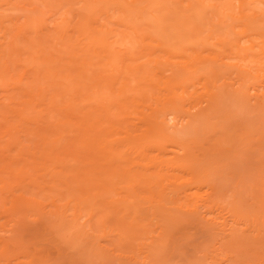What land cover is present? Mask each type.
<instances>
[{
  "label": "rangeland",
  "instance_id": "obj_1",
  "mask_svg": "<svg viewBox=\"0 0 264 264\" xmlns=\"http://www.w3.org/2000/svg\"><path fill=\"white\" fill-rule=\"evenodd\" d=\"M42 1L44 3L46 1L49 5L46 3V5H47L46 6ZM42 1L41 0H0V59H1L0 60L1 61L0 62V70H2V72L0 71V106L2 105L0 107V113H1L0 114V122L3 121L2 123H0V135L2 134L4 136V137H2V135L0 136V138L3 139V140L0 139V142L2 143V144L0 143V162H1L0 169L2 170V171L0 170V264H264V242L262 243V241L264 239L263 238L264 232L260 233L262 235V237L260 234H259L260 236L259 235L257 236L258 231H260L258 229H261V230H262V228L264 229V218H263L264 216L261 217V214H262V213H260L261 209L257 208L259 206L261 208L260 203L259 204L257 203L258 204V206H257V204L254 203L253 200L250 199V197L252 196L251 195L252 193H254V195H255L256 191L259 193L262 192V191H259L258 189H260L259 185H261V188L264 187V173H261V175L258 178H256V183H253L254 180L253 181L248 180L249 176H252L250 172H244V171L242 172L241 171V173L239 175H236V173H235L233 175V177L231 176L233 178V180H231V181H234L233 183L230 184L231 181L229 182V180H227V183L224 182V184L226 183L225 186H227V185H229V186H227L228 188L223 187L226 189V192H224L225 189L222 188L223 189L221 192L222 194H220V192L219 193L217 192L218 194H215V190H218V189L215 188L217 186L216 183H215L216 186L212 187V186H214L212 184V183H214V181L211 180L212 176H207V177L203 178V179L208 178L204 184L202 183L203 186H201V187L198 186L199 188L195 187L192 190L182 192L181 190L180 191L178 190L179 185L181 183H183V181L188 182L187 180L189 178V175L187 173H185L186 171L182 167H180L181 162L179 163L177 160L173 159L176 156L182 155V152L177 148L178 145L173 143V142H177V141H175L176 139L175 140H166V139L157 140L156 139L155 140L156 143L154 142V139H153L152 141H150L146 145V147L148 148L147 151H145L146 157L142 161L139 160V162H140L139 168L144 169L145 168L144 166H146V167L149 166L148 168H151L152 171L159 172L160 176H162V178H163V180H162V178L160 177L162 180V181L160 180L161 182L160 181L158 182L157 180L159 177H156L154 175L153 179L151 177L152 180L147 182V184H145L144 187L142 184L139 185L138 183H135L136 186L133 189L131 187H129V189H126L127 186H130L129 184H131V183H130V181H126L125 180L126 178H124V176H122L121 173H119L120 171L122 172L123 170L117 169V171L118 170L119 171L116 175L120 174V176L118 175L119 176L118 177L119 183L116 182V184H115L116 179H113L114 183H113V181L112 182L110 181L111 185H107V183L109 184V181H108L109 179H107L108 177H106V176L111 177L109 175V173H107V171H110V173L112 171L111 170L112 168L109 169L110 163L107 160V157L109 155V148H110L109 146L110 145H113L112 147H114V145H115L117 147V148L116 147L115 148L118 152H120L122 154L126 153V154L130 155L131 158H133L136 154L135 149L137 148V147H135V145H139V144H141V142H144L146 140V138H145L147 135L146 130L149 128V126L147 124V120L154 113H156V112L160 113V112H163L164 110H166L169 106L168 105L169 100H172L174 95L176 97L178 96L180 98L177 101L178 103L185 102L186 104H185L184 108L185 109L189 108L190 105H187L188 104L187 99L189 98V96H191V100H197L199 98L203 99L204 95H207V92L213 91L212 84H211L212 78L210 77V66L211 65L212 66L213 65L214 66L220 65L221 62L222 63L226 62L225 64H227V63L231 64V63H236V62L238 63L239 59H238V57L236 58V56L234 55V54H236L235 51L237 52V50H235L236 48L229 46L230 48L232 47L231 49H234L231 51V50H228L227 48L223 47L224 43H221L222 47H223V49H222V47L220 45V41H219L220 37L223 40L225 39L226 36H224V35H226V33L228 35V33L231 32V35L229 34L228 36H232V37L236 33V35L238 37L239 36L238 33H240L242 31V28L240 26H237L239 23L237 25L236 24L232 25V23H231L233 32L231 31V29H230L231 27L228 26V25H230L229 23H230L231 19L229 22L227 20L228 25L224 24L225 22H223V21L220 22V19L223 18L221 15H223V14L222 13H220L221 15L219 14V7H221L222 4L228 3V2H232L235 5H237L238 2L236 0H220V1H217L214 4L215 7L210 6L211 8H213L215 10H213L211 8H206V7H209V5H211V4H208L210 2L207 0H205V1L202 0L201 1L202 3L197 2L198 3L197 9L199 8L198 11L203 12V10H204L203 16H205V18L203 17V25L207 26V24H208L209 27L211 26L210 24L215 25L213 30H211L213 25L209 28V30H211V31H208V33L211 32L210 38H209L208 34H206L207 32L203 31V33H202L203 37H204V35L206 37L208 36L207 38L206 37H204V38L207 39V41L205 40L206 42H210V44L208 43L209 46H208V44H206L207 47L210 48V50L205 51V52L203 51L204 53L201 51L194 53V51H192V50H187L186 52L184 51V52H175L174 53V52H167V51L163 50L162 48L157 46V43L155 41H150L146 37H144V36H146V33L143 32L144 26L141 23H140V25H142V26H140L139 24H138L139 25L138 26L136 24L138 21L136 22V20H135L133 23L130 24L132 27H128L127 26L128 24L123 23L125 21V20H123V18H126V16L122 17V20H120V19L118 20V18L119 17L121 18V16L123 15L122 12H120V10L116 9L114 6H112L106 0L101 1V2H96L97 4H94L91 0V2L94 4V6H93V4L91 5L89 2H88L89 4L86 3V0H80V2H78L77 0H74L73 4L75 3L74 5H75L76 12L74 11V5L71 4L72 7H70V8H73V9H71V11H73L72 13L68 12L67 11L68 9L65 11L66 8H69L70 4L67 5L68 6L67 7V6H60L57 2H55L53 0H42ZM127 1L129 2L130 0H127ZM186 1L187 0H171V1L170 0H160L161 4H163V6H165L167 4L166 6H169L171 9H173L172 7H174V9H175V8H177V6H178V8L183 7L186 4ZM249 1H250L251 8L252 7L255 8L254 10L261 9L260 7L263 8V4L259 3V1L248 0V2ZM251 1H256L255 2L256 4L251 3ZM11 3H13V4H11ZM172 3H174V4L171 5ZM4 4H6V5H4ZM87 4L90 5V7ZM105 4H106V6H105ZM9 5H10V7H9ZM11 5H13L14 7ZM53 5L56 7H53ZM57 5H59V6H57ZM95 5L98 6V9H96V10L94 9V7H96ZM100 5H102L101 8H100ZM136 5H137L136 9L143 6V4L141 3L140 0L137 1L134 6H136ZM8 7H9V9H8ZM28 7H30V8H28ZM48 7L51 9H49ZM52 7L54 9H52ZM57 7H58V9H56ZM89 8L91 10L93 9L94 12L96 11V14H91L93 16H89L90 15L89 13H92L89 11L88 16L91 17L90 19L84 13V12L87 13V9L89 10ZM25 9H27V10H25ZM37 9H38V11H36ZM81 10H82L83 14H85L88 17L87 18L88 20L86 19L85 15L81 16L82 15ZM97 10H99V11H97ZM216 10H218V11L215 12ZM220 10L222 12V7L220 8ZM102 11L104 13H101ZM26 12H28V13H26ZM30 12H31V14H30ZM78 12H80L78 15H80L82 18L85 17L86 21L90 20V22H91L93 20V21H96L98 23V25H97V23H95V26H99L98 28L96 27L97 28L96 35L94 33L96 28H94L95 30L92 29V30H94L93 31L94 35H92V33H89L88 30H87V32L89 33V35H92V36H96V37L105 36L106 37L104 50H106L107 53H109V51H110L111 55L109 56L110 60H108V61L112 60L111 65L113 64V66H110V64L108 65V61L103 62V61H99L98 59L92 58V61L93 60L95 61L93 63L92 61H90L91 56H89V53H87L88 56H86V57L84 56L86 54L85 51H87V50L84 49V52H83L82 49L79 48L80 47L79 43L81 42L80 45L84 44V42L86 43V40L83 42V36L87 32L81 31L82 27L84 25L80 26L82 22L80 20L81 23L79 24V22H78L79 20H77V19H79V16L76 15ZM130 12L128 11L127 13L129 15H133V13L131 14ZM202 12H201V14H202ZM248 12L249 11H246L247 14H248ZM64 13H66V14H64ZM175 13L176 12H173V14H175ZM71 14H74L77 17L74 15H71ZM215 14H217V15H215ZM37 15H38V18H37ZM65 15L67 17L69 15L74 16V17L69 16L70 18H67ZM101 15H103V16H101ZM129 15H127V16H129ZM94 16H96V17H94ZM174 16L175 15H170V17H174ZM92 17H94V18H92ZM225 17L229 18V16H224V18ZM13 18H14V20H13ZM61 18L66 19V20H63V23H65V24L67 23V25L60 23ZM82 18H80V19H82ZM127 18H129V17H127ZM127 18H126V20H127ZM71 19H72V21H71ZM204 19H205L206 24H204ZM67 20H69L70 23ZM225 20H226V18H225ZM23 21H25V22L28 21L29 24H38V25H40V21H43V23L41 22V24H44L45 26H43V25H41V26H43L44 28H46L49 25L46 29V30H48V32L46 30H44L45 32H47L46 36L49 37V39L47 38V41L45 40L46 36L44 35V31H43V35L42 34L39 35L40 40L37 39L36 43L33 44L34 46H37L36 44L42 46V47L38 46L39 49L42 48L41 53L44 50L43 51L44 53L39 54L37 56V58H35V60L32 59L34 61H32L31 59L29 60L27 58L25 61H21L23 57L25 59V55L28 56L27 52H25V50H24L25 53L24 54L21 53L22 56L19 58L20 52H22V51L19 52V50L17 51V49H14V47H13L14 45L11 42V41H13V39H12L13 36H15L14 34L17 35L20 26H22L21 24L24 23ZM61 21H62V19H61ZM65 21H67V22H65ZM120 21H122V22H120ZM217 21H218V23H217ZM233 21L237 22L236 19H234ZM71 22L72 23L77 22L79 24V28L77 27V23L72 24ZM90 22H87L89 24L88 25L89 27H90V24L92 23V22L91 23ZM27 23H26V25H27ZM219 23H222V24H219ZM62 24H63V26H67L70 29L71 34H69L70 32L68 31V34H67L68 38L66 37L64 39H61L60 37H57V36H60V31L58 32V29L59 30L65 29L62 26ZM93 25H94V23H93ZM234 25L237 27L233 28V27H235ZM136 26L138 28V30H137L138 33H135L136 31H134ZM15 27H18L17 28L18 30H16ZM67 27H66V29H67ZM92 27H94V26L91 25V28ZM207 27L204 28L205 31L207 30ZM53 28H54V30H53ZM77 28H78V30H77ZM91 28L89 29L90 32H91ZM139 28H140V30H139ZM11 29H12V31H11ZM55 29L57 30V33H56ZM79 29H80V31H79ZM98 29L100 30V32H98L99 31ZM101 29H103V30H101ZM216 29H218V30L215 31ZM75 30H76V32H75ZM139 31L145 33V34H143L144 36L143 35L139 36V34H140ZM7 32H9V33H7ZM224 32H225V34H224ZM10 33H11V35H9ZM78 35H79V37H78ZM87 35L88 34H86L85 37ZM236 35H235V37H236ZM250 35L251 34H249V36ZM43 36H45V37H43ZM80 36L82 37V39H80ZM42 37L45 40V44H44ZM88 37H86V38H87L89 44L88 43H86V44H88V46H90V44H91L90 37L91 36H88ZM58 38H59V40L61 39V42L63 40V44L66 43V41H64L65 39H68V42L71 41L74 44H76V42L78 40L79 43L78 42L77 43H78L79 47L76 46L77 44L74 45L75 47H73L72 46L73 43L70 42L71 44L69 43V45H71V47H73V49H70L68 46L66 47L65 45H62V43L60 44V42H58V40H57ZM112 38H115V39H112ZM227 38H229V37H227ZM252 38H250V40L245 38V41L243 40L244 42L242 41L240 45L242 46V43H244L243 45L247 46V45L253 44V42L255 44H261L260 43L261 38L258 37L257 35L252 37ZM4 39H5V41L8 39L7 43L4 41ZM233 39H235V38H233ZM223 40L221 42H223ZM226 40H228V39H226ZM230 41H232V43L234 42L232 39ZM38 42H40V43H38ZM46 42H49V45L52 44L50 46L51 48L47 46L48 43H46ZM3 43L6 45H4ZM67 43H66V45H67ZM9 44H12L13 46L11 47V45H9ZM21 44H19V45H21ZM23 44L25 47L33 46L32 44L30 46H26L27 44L25 45V43H23ZM54 44H56L57 46L56 45L54 46ZM58 44H59V46H58ZM22 45L20 47H22ZM7 46H10L11 48L10 47L8 48ZM17 46L18 45H16V47ZM259 46H261V45L255 46L254 48H252L250 50V54H252V52H253L254 56L249 57L247 60L248 64L252 67V73H255V69H257V68L264 69L263 68L264 67V52L262 51V49H260ZM46 47H48L50 49H48ZM82 47L84 48L85 45ZM45 48H46V50H45ZM85 48H87V46ZM91 48H93V47L91 46ZM4 50H6V53L8 52V54H6ZM9 50L13 53L9 54L10 53ZM26 50H27V48H26ZM67 50L70 51L69 56H71V58L67 57L68 56ZM72 50H73V52H71ZM243 51H246V50L243 49ZM45 52L47 54H45ZM74 52L76 54H71ZM87 52H89V50ZM90 52H92V51H90ZM233 52H234V54H231ZM247 52L249 53V50ZM14 53H16V55L18 53L19 55L16 56ZM240 53L243 55L245 52H243V53L240 52ZM65 54L67 55L66 58H69L70 60L74 59L72 57L76 58L77 56H75V55H78V58H80L79 61H81V59H83V61L85 60L87 63H88V61L92 62V64L90 63L89 65H87L89 67V69L87 70V73L88 72L90 73V74L88 73L89 75L88 74L87 75L89 76L88 78H90V79L89 80H87V79L85 80L84 78H81V79L85 80V81H83V83L85 82L87 86H90V88H94V89H85L86 91H84V90L81 91L82 89L80 86H77L79 90L75 89L70 83H72L71 81H73V82L75 81L77 84H80V80H79L80 76H79V73L76 71V70H78L76 67L78 65H80V63H79V61H78V65H77V63L75 65L72 64L71 62H70L71 65H69V63H66V64H68V66H70V68H68V70L66 68H64L65 66H60V67H63L64 70L66 69L64 72L62 70L63 73L67 74L66 72H68V74H67L68 78L67 79H66L65 74H64V77L66 79L65 83L66 84L68 83L69 87L72 86L73 89H75V91H77L75 93V91L72 90L73 94H76L77 97L74 96L73 94H72L73 97H71L72 99L69 98L70 95L67 97L66 95L68 93L69 94L72 93V92L70 93V91L69 92L66 91L67 93L65 95L61 92L62 90L61 91L59 90V92H61V93H59L57 91V89L55 88L56 87L55 84H57V86L59 85L57 82L59 79L58 80L56 79V83L54 84L53 82H51L54 79L49 80L50 78H54V76L50 77L49 79L47 78V81L49 82L50 87H51V83H53L54 88L57 91V92H54V90H53L52 95L58 93L56 95L58 98H59L60 94L62 96H64L61 99L59 98L61 101H59L57 99V97H56L57 100L54 98V96L50 97V98H53L52 100L55 99L58 102L57 103L58 106H55L54 104H52L55 101L53 102L50 99L52 102L51 103L49 102V96L51 95V93H50L51 88L48 87V84H47L48 82H45L46 78L45 79H43V78H44V75L48 72L46 69H48L47 67H49L48 66L49 63H50L49 64L50 66L51 65L53 66V67H49V70H50V68H53L56 70L57 68H60V67H58L56 65L54 66L53 64H51L52 62H54L55 64L58 63L59 60H60L59 62L61 64H64L66 62V60L64 59L65 57L63 58V56H65ZM43 55H45V56H43ZM58 55L62 56V58L64 60L58 58L59 60L57 59L58 61L56 60V62H55L54 61L55 59H53V58H56L55 56H58ZM3 56H5L6 58ZM80 56H83L85 58L80 57ZM2 57H3V59H2ZM87 57H90L89 58L90 60H88ZM206 57L210 58L209 60L212 59V61H207L208 58L206 59ZM8 58L10 61L7 60ZM19 59H21V60H19ZM38 59H40V60L38 61ZM43 59H47V60L49 59L48 62L46 63L47 65L43 64L44 63ZM51 59H53V61ZM41 60H43L42 61L43 63L41 62ZM61 60H63L62 62H64V63H62ZM7 61H9V62L7 63ZM20 62L21 63L23 62V63L21 64ZM219 62H220V64H219ZM60 63H58L57 65H59ZM23 64H26V65L24 66ZM38 64H40V65H38ZM94 64L96 65L95 67H94ZM175 66L176 67L182 66V68H187V69H185V70H187V72L191 69L194 70L195 72L192 73V70H191V72L189 71V73L186 74L185 78L187 81L186 80H184V81L180 80V81L176 82L174 85H172L170 87L171 89H167L168 87H166V89H165L164 85H166L165 83L167 80L165 78L167 75H170V73H171V72H169L170 67H175ZM223 66H226V69H224L225 67L222 68L225 71L221 69L222 71H224V74L229 69L231 70V68H227V65H223ZM93 67L95 68V70ZM97 67H99V68H97ZM74 68H76V69H74ZM90 68H92L91 70H93L94 72L91 73L89 71ZM99 69H100V72H99ZM59 70L61 71V69H59ZM102 70H104V71L102 72ZM230 70L228 72H230ZM5 71H7V72H5ZM60 71L57 70V73L58 72L60 73ZM170 71H171V69H170ZM34 72L36 75H34ZM40 72L42 73L43 77H42ZM95 72H96V74H95ZM5 74H7V75H5ZM60 74H62V73H60ZM192 74H194V76H192ZM95 75H97L98 77H95ZM37 76H38V79L40 77L39 80L41 83L39 82V80H37ZM199 76H201L200 79H199ZM203 76H205V77H203ZM224 76L225 75H222L221 78L223 77V79L220 78L221 80L219 82H217L218 84L216 83L217 86L220 83H223V81H225V79L227 77L224 78ZM35 77H36V79H35ZM56 77L60 78V76H56ZM263 77H261V78L259 77V78H255V79L253 77V79H249L247 81V83H245V85L248 88L253 87L255 85H258L259 87L255 86L257 88L256 92H261V91L263 92L264 91L263 90L264 89V87H263L264 86V78ZM32 78H34L33 80H35L37 83H39L41 85L44 83L43 87L41 85L37 84L35 81H32ZM205 78L207 79V81ZM8 79L12 80L11 81L12 83L10 82V80L8 81ZM42 79L44 82H42ZM59 82L63 83L64 81L63 82L59 81ZM75 82H74V84L73 83L72 84L75 85ZM226 82H229V80L227 81V79H226L225 83ZM81 83H82V81H81ZM6 84L8 85L7 87H6ZM13 84L16 87H14ZM21 84H22V86H20ZM26 84H27V86H25ZM124 84H126V85H124ZM208 84H209V86H207ZM23 85H24V87H23ZM83 85H82V87H83ZM86 85H84V87ZM143 85L144 86L146 85V87H144ZM12 86L15 88V90H14V88H12ZM31 86H33V87L31 88ZM87 86H86V88H87ZM122 86H124V87H122ZM60 87L62 89V86H60ZM66 87H68V85ZM18 88H20L19 91H18ZM35 88L37 91L35 90ZM42 88H43V90H42ZM49 88H50V90L48 91ZM54 88H52V89H54ZM258 88H261L260 91L258 90ZM69 90H71V89H69ZM11 91H13V93H11ZM27 91H29V92H27ZM79 91H81V93ZM109 91L111 94H109ZM5 92L8 94H6ZM14 92H16L20 96L17 97L18 95H15ZM47 92H49L48 94H50V95H48ZM85 92L88 94H84ZM254 92L255 91H251V94H253ZM35 94L39 97H37ZM5 95L8 98H6ZM21 95H23V96H21ZM12 96L13 97L15 96L14 97L15 99H13ZM41 97H44L45 99L44 98L41 99ZM65 97H67V98H65ZM78 97L80 100H84V101L79 102ZM85 97H87L91 101H89ZM176 97L174 99H176ZM19 98H21L22 100H20ZM67 99H69V100L71 99L70 102L73 101L72 103L69 102L70 105H72V107H70V105L67 102L65 103V101H67ZM85 99H87L88 101H85ZM235 99L236 98H234V96H232L229 93L227 94L226 91H223L222 96L216 102L213 110L203 120H201L200 127L198 128V131L196 132V137L198 139H202V138H200V136H207V137L213 136L214 137V135H217V134H221V135L223 134V136H225L224 138L231 139V137L229 135L232 133L233 128L230 125L233 123V121L237 122V121L241 120L242 118L243 119L245 118V119L250 121V123L252 124L251 127L253 129L255 127L254 132L256 131V133L259 136L264 134V112L253 111L250 109V111H252V113H253V115H251V118H250L249 116H250L251 112L249 111V108L247 109V107H244ZM8 100H11V101H8ZM47 100H48V103H47ZM1 101H2V103H1ZM115 101L118 102V104H119L118 107H117V105H114L116 103ZM4 102H6V103H4ZM84 102H86V105L84 104ZM21 103H22V105H21ZM23 103H25V104H23ZM73 103H76V104H73ZM112 103H114V104H112ZM123 103H124V105H123ZM48 104L54 105L55 107L53 106L52 108L58 109L59 115L55 114V116H53L56 111L53 109V111H55V112L54 113L51 112V110H49V108L51 109V106L45 108L46 106H49ZM10 105H12V106H10ZM15 107H18V108H15ZM76 108H77V110H76ZM18 109L19 110L21 109V110L19 111ZM85 109H86V111H84ZM4 110H9V111L4 112ZM14 110H16V111L14 112ZM73 110L76 111V112L74 111L75 114L73 113ZM90 111L92 114L90 113ZM69 112H71V113H69ZM77 112L79 115L76 114ZM84 112L86 113L85 116L88 117L86 119L87 122L84 121V118H83ZM14 113H17V114L15 115ZM247 113L249 114V116L246 118ZM107 114H109V115H107ZM35 115L36 116L38 115V117H35ZM48 115H49V117H48ZM72 115L74 116V118ZM76 115L81 116L83 119L81 117L77 118ZM107 116H109V117H107ZM33 117H35V118H33ZM37 118H38V120H37ZM48 118H50V119H48ZM54 118H56V119H54ZM92 118L94 120H91ZM51 119H53L54 122H52ZM49 120L52 123L49 122ZM56 120H57V122H56ZM25 121H27V122H25ZM59 121H61V124L66 122V123L72 124L73 126L72 125L70 126L69 124L68 125L64 124L65 126H63L60 124L59 125L61 127L60 128L58 126V123H60ZM62 121H64V122H62ZM78 121H80V122H78ZM24 122H25V124H24ZM38 122H40V123H38ZM89 122H91V123H89ZM3 123L5 125H3ZM80 123H82L83 126L85 123L87 129L85 128V126L82 127L80 125ZM54 124H55V126H53ZM87 124H90V125H87ZM92 124H94L93 127L97 130H94L92 128ZM253 124L255 126H253ZM31 125H33V126L31 127ZM34 125H38V126L35 127ZM40 125H42V126L39 128ZM37 127H38L37 132L39 131V129H41V128L43 129V127H44V130H40V132H39L40 134H39L36 131H34L37 129ZM53 127H54V129L51 130V128H53ZM57 127H58V129H57ZM64 127L65 128L67 127L68 129L66 128L65 129L66 132H63V134L61 132V134H60V131H61L60 129H63ZM70 127H72L71 128L72 131H71ZM89 127H91V128L89 129ZM4 128H5V130H2ZM14 129L16 130V132H14ZM73 129L78 130L79 133L82 134L81 136L83 138L80 137V135H79V137H80L79 138L77 133L75 134L73 132ZM133 129H135V130L133 131ZM224 129L226 132L224 131ZM6 130H8L10 134ZM29 130H31V131H29ZM69 130L71 131L72 134H70ZM89 130H91L93 133L94 132L98 133L100 131L99 138H97L98 134H96L95 136H97V137L95 139L92 132H87ZM1 131L4 132V134ZM126 131H127V133H126ZM169 131L172 133L171 130H169ZM34 132H35V134H33ZM36 133L38 136H36ZM73 133L75 134V138L73 140H71L70 138L71 137L73 138V136H74ZM85 133H86V136H84ZM90 133H91V135H90ZM256 133H255V135H257ZM29 134H30V136H29ZM31 134H33V135H31ZM51 134H55L56 138L54 137V135L51 136ZM167 134L170 135L169 132ZM172 134H174V133H172ZM177 134H179V133H177ZM182 134L177 135V136H179L178 138H180V135L182 138ZM186 134L188 135V133H186ZM191 134H192V132H191ZM10 135H13V136H10ZM57 135H59L61 137L64 136V138L66 140L61 139V137H58ZM189 135L187 137L188 138L187 140L191 141V140L195 139V137H193L194 135L191 136L192 139L191 138L189 139ZM22 136H24V138ZM26 136H28V137L26 138ZM65 136H67V137H65ZM30 137H31V139H30L31 141H29ZM37 137H39V140L41 142L38 143V141H35V139L37 140ZM53 137L55 138L54 140H53ZM92 137L94 139H92ZM184 137H185V135L183 136V138ZM10 138H11V140L14 138H16V139H14V142H12L11 140H9ZM17 138L19 141L17 140ZM206 138H205V140H206ZM26 139H28V140H26ZM75 139H77L76 141L79 140V142H75L74 141ZM98 139H100V140L98 141ZM102 139H103V141L101 142ZM207 139H209V138H207ZM32 140H34V142H37L39 144V146L36 145V143H34ZM59 140H60V142H59ZM67 140H70L71 142L70 141L68 142ZM82 140H85L86 143L88 142L87 147H86L87 149H88V145H89V147H92V148H89L90 149L89 151L86 149L88 151V152H86L88 154L86 156L88 158V161L86 160V162H85L86 157H84L85 152L82 155V151L85 150V148L83 146L84 144H80L82 142ZM181 140H183V139H181ZM180 141H178V142L181 143L182 141L181 142ZM220 141H222V147H227L228 145H230V143H228L225 139H221ZM21 142H23V143H21ZM41 143H42V145H41ZM72 143H73V145H72ZM75 143L80 144L79 146H81L82 149L83 148L84 149L82 151L79 150V148H81V147L78 148V145L76 144L77 146H75ZM8 144H10V145H8ZM55 144H57V145H55ZM66 144L70 145V146H67ZM158 144H161L164 146L163 152H160L157 150ZM1 145L3 147H1ZM24 145H26L27 147ZM33 145L35 147H33ZM22 146H24V147L22 148ZM55 146H57V147L55 148ZM58 146H59V148H58ZM63 146H67L68 149L63 147ZM107 146H108V148H107ZM2 148H3V150H2ZM7 148H9V149H7ZM52 148L53 149L55 148V150H53ZM63 148H65L66 150H64ZM49 149H50V151H49ZM76 149H77V151H76ZM19 150H21V151H19ZM25 150H27V151L30 150V151L27 152ZM32 150L34 153L32 152ZM66 151H67V153L65 154ZM240 151H241V148L239 149L237 146L232 147L231 152L228 153V154H230V156H229L230 159L232 157L233 158H237V157L239 158L242 155V152H240ZM6 152H8V153H6ZM80 152H81V154H80ZM67 154H68V156H67ZM89 154H91V155H89ZM44 156L46 158L45 160H44ZM81 156H83L84 159ZM24 158H25V160H24ZM75 158H77V160H80V161H76ZM230 159H227L226 161H223L222 163L223 164L227 163V162H229ZM48 162H50V163H48ZM71 162L73 164H74V162L77 164L73 165ZM63 163H64V167L62 165ZM80 163H82V164H80ZM39 164H40V167L38 166ZM88 164H89V169L91 170L90 171L91 176L93 177V179L96 178L95 180L98 179V183L95 182L94 185H92V186H90L91 184L88 185L87 187L90 186L89 188L86 187V185H85L86 183H85L84 184L85 187H81V188H84V190H83L84 192H83V191H80L82 189L79 190L80 187L78 188L79 185L77 186L76 178L73 179L74 181H70V183H69V181L65 180L64 178L67 177L66 179L70 180L73 175L76 176L78 173L77 179L80 178V183H81L82 177H80V176H82V175H80V173H83L82 170L84 169L85 166L87 167ZM72 165L74 168L70 167ZM65 166H67L68 169H66L67 167H65ZM86 167H85V170L88 169V167L87 168ZM39 168H41V169H39ZM51 168L53 170L52 173H54L56 170L60 171V172L63 169H66V170L62 171L63 173H60V172L57 173L56 172L57 173L56 177H55L56 173H54V178H55V180H54L53 174L51 173V171H52ZM69 168H71V169H69ZM44 169H45V171H44ZM39 170L42 172H40ZM117 171L114 170V172H117ZM48 172H50V173H48ZM71 172H72V174L73 173L74 174L72 175ZM17 173H19V174H17ZM23 173H24V177H23ZM106 173H107V175H106ZM133 173H135V169L133 170ZM67 174L68 175L70 174V176H67ZM18 175H20V177H18ZM49 175H50V177H49ZM225 175L227 176L226 173H225ZM15 176L18 178H14ZM68 177H70V179ZM223 177H224V175H223ZM36 178L39 181L38 180L33 181ZM60 178H63L62 184L66 183L68 186H65V184H64L65 187L64 188L61 187L62 184H58L60 180H61L60 183L62 182V179H60ZM120 178H122L123 180L119 181ZM226 178H225V181H226ZM1 179L4 181H2ZM56 179H58V182H55V181H57ZM104 179H105V181H104ZM223 179H222V182L224 181ZM20 180H22V182L24 180V182H23L24 184H22L20 182ZM31 180L33 181V184H32ZM50 180H51V182H49ZM52 180H54V182ZM14 181H15V183H14ZM25 181H26V183H25ZM28 181L31 182V184L29 183L30 185L28 184ZM78 181H79V179H78ZM208 181H211V183L210 182L209 183L212 185H210L208 183ZM243 181L246 182V184L249 186L246 189L252 190V192H247V190L245 189L247 193H249V194L251 193L250 194L251 196L249 198L246 197L248 195L247 193H246L247 195L245 196V193L242 189L245 186V185H242ZM11 183H13V184H11ZM38 183H40V184H38ZM51 183L53 184V186ZM54 183L57 186H55ZM80 183H78V184H80ZM101 183H103V185ZM240 183H241V185H240ZM2 184H3V186H2ZM219 184H220V182H219ZM256 184H259L258 189L255 187ZM5 185H7V188ZM21 185H23V186L21 187ZM24 185H25V187H24ZM33 185H35V186H33ZM106 185L109 187V188L107 187L108 191L107 190L104 191L105 190L104 188L106 187ZM112 185L114 186V188ZM232 185H234V186H232ZM220 186H221V184H220ZM54 187H56V188L58 187V188L56 189ZM66 187H67V191H66ZM232 187L234 190L233 194H236L235 195L236 199L232 194ZM5 189H7V190H5ZM16 189H18L17 192L19 194L16 192ZM89 189L91 191L93 189L92 193ZM113 189H115L116 191ZM213 189H215V190H213ZM251 190H249V191H251ZM260 190H263V188ZM12 191H13V193H12ZM219 191H221V188ZM14 192H16V193H14ZM80 192H82V193H80ZM86 193L89 195L86 196ZM14 194H17V195H14ZM22 194L24 195V197ZM91 194L93 197L91 196ZM83 195H85L84 198H82ZM6 196L9 198H7ZM94 196H96L97 198ZM15 198L18 201L17 200L15 201ZM94 198H96L97 200H95ZM77 199L80 201H83L84 199H87V200L91 199V200H88L89 202L88 201L86 202V200H84L86 202L83 204L84 209L82 207L83 210L88 212L87 217L90 216V217H88L89 220L87 217H86L87 220H86V218L79 219L78 216L80 213H78V215H76L78 218L75 217V219H74L73 216L75 214L74 215L72 214L74 212V210L70 209V208H72V205L74 203L73 201L77 200ZM246 200H249L250 202H253V203L251 204L249 201H246ZM263 201L264 200H262V202L260 201L261 204L263 203ZM68 202H71V203H69V205L67 207L64 206ZM94 203L96 205L98 203L99 206L98 205H97L98 207L94 206L95 205ZM88 205H89V207H88ZM91 205H93V207H94L93 210L89 209ZM254 205L256 206V208H254L255 207ZM194 206H197V207L200 206L199 207L200 211H205V210L210 211L212 214H210V216L208 215V217H218V220H217L218 222L223 221V219L226 218V220L232 224L233 228L238 229L239 231L244 230L243 232L245 234L242 233L243 236H242V234H240V236H242V237H240V236H237V237L224 236L223 237V235H218L217 231L216 232L212 231L210 233L209 232H202L200 226L197 225V223L198 222L204 223L203 219H200V217H198V220L196 221V223L194 225V224H191L187 218H186L187 220L185 218H183L184 212L186 211V214H187L190 211V209L193 208ZM249 207L253 208L251 210V212H250ZM179 208H182L181 209L182 211H180V213L178 212ZM63 209H65L66 211L64 212ZM254 209H256V210H254ZM257 210L260 213V215L256 213ZM53 211H54V213H52ZM56 211H59V212L55 213ZM228 211H230V212H228ZM243 212H244V214H243ZM50 213H52L53 215ZM247 213H249V214H247ZM254 214H255V217L257 218V221H256V218L253 217ZM181 215H182V218H181ZM230 215H234L236 217H230ZM178 216L181 219H178ZM176 217H177V219L175 220L174 218H176ZM71 218H72V220H71ZM234 220L237 223H233L232 221H234ZM246 221H249V222H246ZM85 222H87L86 225H85ZM83 225H85V226H83ZM196 227H198V228H196ZM257 237H258V239L262 238V239H259V240H262V241H260L261 243L259 242V240H257Z\"/></svg>",
  "mask_w": 264,
  "mask_h": 264
},
{
  "label": "bare ground",
  "instance_id": "obj_2",
  "mask_svg": "<svg viewBox=\"0 0 264 264\" xmlns=\"http://www.w3.org/2000/svg\"><path fill=\"white\" fill-rule=\"evenodd\" d=\"M42 1V0H41ZM53 1H55V2H57L60 6H67V5H69L70 4V6H69V8H66L65 9V11L67 10L68 12H73V11H71V9H73V8H70V7H72V5L71 4H73V2H74V0H53ZM78 2H80V0H77ZM95 1V2H94ZM101 1H104V0H92V2L94 3V4H97L96 2H101ZM108 3H110L112 6H114L116 9H118V10H120V12H122V14L124 15H122L121 16V18L119 17L118 18V20L120 19V20H122V17H125L126 16V18L127 17H129V18H127V20H126V18H123V20H125L123 23H125V24H128L127 26L128 27H132L130 24L131 23H133L135 20H136V24L138 25H140V23L144 26V31L143 32H145L146 33V36H144L143 34H145V33H143V32H140V34H139V36L140 35H143L144 37H146L148 40H150V41H155L156 43H157V46H159L160 48H162L163 50H165V51H167V52H186L187 50H192V51H194V53L195 52H199V51H201V52H205V51H208V50H210V48H208L207 47V45L206 44H210V42H206L207 41V39H205L204 37H206L204 34V37L202 36V33H203V31L204 32H207L206 34H208V36H209V38L211 37L210 36V34H211V32H209L208 33V31H211V30H213V28L215 27V25H213V24H210L211 26H212V28H211V30H209V28L211 27H209L208 26V24H207V26H205V25H203V17L205 18V16H203V12H204V10H203V12L202 11H198V9H197V2H200V3H202L201 1L202 0H187L186 1V4L183 6V7H181V8H178V6H177V8H175L174 9V7H172L173 9H171L169 6H163V4H161V2H160V0H140L141 1V3L143 4V6L142 7H139L138 9H136L137 8V5L136 6H134L135 4H136V2L137 1H139V0H130L129 2L127 1V0H106ZM171 1V0H170ZM203 1H205V0H203ZM207 1H209L210 3H208V4H211V5H209V7H206V8H211V7H215V3L217 2V1H220V0H207ZM237 2H238V4L237 5H235L234 3H232V2H228V3H224V4H220L221 5V7H222V12H221V10H220V8L221 7H219V14L220 13H222L223 15H221L223 18H221L220 19V22H225L224 24H227L228 25V23H227V20H228V22L230 21V19H231V21H230V25H228V26H230L231 28V31H232V25L233 24H238L237 26H240L241 28H242V31L240 32V33H238V37H237V35H236V33H235V35H236V37H235V35L232 37V36H228L229 34L231 35V32L230 33H228V35H227V33H226V35H224V36H226L225 37V39L223 40L221 37L219 38V41H220V45H221V47H222V44L221 43H224L223 44V47H225V48H227L228 50H234V49H231L232 47H235L236 49L235 50H237V52L235 51V53L236 54H234V52L233 53H231V54H234L235 56H236V58L238 57V63L236 62V63H231V64H229V63H227V64H225L226 62H221V64H220V62H219V64L220 65H211L210 66V77L212 78V82H211V84H212V89H213V91H209V92H207V95H204V98L202 99V98H199V99H197V100H191V96H189V98L187 99V105H190V107L189 108H187V109H185L184 107H185V102H180V103H178L177 101L180 99L178 96L176 97L175 95L173 96V99L176 97V99H172V100H169V102H168V108L166 109V110H164L163 112H160V113H158V112H156V113H154L148 120H147V124H148V126H149V128L146 130V133H147V135H146V140L144 141V142H141V144H139V145H135V147H137L136 149H135V152H136V154H135V156L133 157V158H131L130 157V155H128V154H126V153H120V152H118L117 150H116V146L114 145V147H112L113 145H108L110 148H109V155H108V157H107V160H108V162L110 163L109 164V169L110 168H112L111 170V173H110V171H107V173H109V175L111 176V177H109V176H106V177H108L107 179H109L108 181H109V184L107 183V185H111L110 184V181L112 182L113 181V183H114V180L113 179H116L115 180V184H116V182L117 183H119L118 182V177L120 176V174H118V175H116L117 173H118V171L119 170H123L122 172L120 171L119 173H121V175L122 176H124V178H126L125 180L126 181H130V183L131 184H129L130 186H127V188L126 189H129V187H131L132 189L136 186V184L135 183H138L139 185L140 184H142L143 185V187L145 186V184H147V182H149V181H151L152 179H153V177H154V175L156 176V177H159L158 178V182L161 180V178H162V176H160V173L159 172H155V171H152L151 170V168H148V167H146V166H144L145 168L144 169H141V168H139V166H140V162H139V160L140 161H142V160H144L145 159V155H146V153H145V151H147V147H146V145L150 142V141H152L153 139H154V142H155V140L157 139V140H161V139H166V140H175V141H177V142H173V143H175L176 145H178L177 146V148L182 152V155L181 156H176V157H174L173 159L174 160H177L179 163L181 162V166L180 167H182L186 172L185 173H187L188 175H189V178H188V182H184L183 181V183H181L180 185H179V191L181 190L182 192H186V191H188V190H192V189H194L195 187H197V188H199V187H201V186H203V184L205 183V181L208 179V178H206V179H203L204 177H207V176H212L211 177V180H213L214 181V183H212L214 186H212V187H215L216 186V184H217V186L215 187L216 189H218V190H215V189H213V190H215V194H218L219 192H220V194H222L221 192H222V190L223 189H225V188H228L227 186H229V185H227V186H225V184L227 183V180H229V182L231 181V180H233V175L236 173V175H239L240 173H241V171L243 172H250L251 173V175L252 176H249V178H248V180L250 181H253L254 180V182L253 183H256V178H258L260 175H261V173H264V134L263 135H261V136H259L257 133H256V131L254 132V130H255V127H254V129L251 127L252 126V124L250 123V121L249 120H247V119H241V120H239V121H237V122H234L233 121V123L230 125L232 128H233V131H232V133L229 135L230 137H231V139H226V138H224L225 136H223V134L221 135V134H217V135H214V137L213 136H211V137H207V136H200V138H202V139H198L197 137H196V132L198 131V128L200 127V122H201V120H203L212 110H213V108L215 107V104H216V102L219 100V98L222 96V94H223V91H226V93L228 94H231L232 96H234V98H236L235 100H237L241 105H243L244 107H247V109L249 108V111H250V109L251 110H253V111H261V112H264V91L262 92H256V90H257V88L255 87V86H258V85H255V86H253V87H250V88H248L246 85H245V83H247V81L249 80V79H253V77H254V79L255 78H261V77H263L264 76V69H261V68H257V69H255V73H252V67L248 64V62H247V60H248V58L249 57H251V56H254L253 54V52H252V54H250V50L252 49V48H254L255 46H258V45H261V46H259L260 47V49H262V51L264 52V0H257V1H259V3H262L263 4V8L262 7H260L261 9H256V10H254L255 8H251V6H250V1L248 2V0H236ZM43 2V1H42ZM76 2V1H75ZM77 2V3H78ZM90 3L91 5L93 4L92 2H91V0H86V3ZM167 2V1H166ZM212 2V3H211ZM256 1H251V3H255ZM34 3V2H33ZM36 3V2H35ZM44 3V2H43ZM46 1H45V5H46ZM88 3V4H89ZM199 3V4H200ZM206 3V2H205ZM11 4H13V3H11ZM15 4V3H14ZM37 4V3H36ZM48 4V3H47ZM52 4V3H51ZM75 4V3H74ZM73 4V5H74ZM87 4V5H88ZM94 4H93V6H94ZM99 4V3H98ZM174 3H172L171 5H173ZM226 4V5H225ZM256 4V3H255ZM4 5H6V4H4ZM32 5V4H31ZM34 5V4H33ZM49 5V4H48ZM59 5H57V6H59ZM103 5V4H102ZM102 5H100V8H101V6ZM225 5V6H224ZM8 6V5H7ZM11 6H13V5H11ZM29 6V5H28ZM37 6V5H36ZM47 6V5H46ZM89 7H90V5H88ZM87 6V7H88ZM96 6V5H95ZM105 6H106V4H105ZM208 6V5H207ZM211 6V7H210ZM224 6V7H223ZM9 7H10V5H9ZM9 7H8V9H9ZM14 7V6H13ZM12 7V8H13ZM17 7V6H16ZM34 7V6H33ZM51 7V6H50ZM53 7H56V6H54L53 5ZM52 7V9H54ZM68 7V6H67ZM92 7V6H91ZM135 7V8H134ZM180 7V6H179ZM18 8V7H17ZM28 8H30V7H28ZM49 8V7H48ZM63 8V7H62ZM93 8V7H92ZM99 8V9H100ZM2 9V8H1ZM7 9V10H8ZM34 9V8H33ZM49 9H51V8H49ZM56 9H58V7L56 8ZM64 9V8H63ZM94 9L96 10V9H98V6H96V7H94ZM103 9V8H102ZM204 9V8H203ZM211 9H213V8H211ZM25 10H27V9H25ZM24 10V11H25ZM30 10V9H29ZM61 10V9H60ZM104 10V9H103ZM202 10V9H201ZM213 10H215V9H213ZM5 11V10H4ZM32 11V10H31ZM36 11H38V9L36 10ZM56 11V10H55ZM74 11L76 12V10H75V5H74ZM89 11L90 12H92V13H89ZM97 11H99V10H97ZM130 12L131 14L133 13V15H129L127 12ZM218 10H216L215 12H217ZM246 11H249L248 12V14L246 13ZM53 12V11H52ZM107 12V11H106ZM173 12H176L175 14H173ZM201 12H202V14H201ZM228 14H227V13ZM26 13H28V12H26ZM54 13V12H53ZM80 12H78L76 15L77 16H79V19H77V20H79L78 22H79V24L81 23V25L80 26H83L82 27V30L81 31H86L87 32V30H88V32L89 33H92V35H94V33H95V35H96V32H97V28L99 27V26H95V23H97L96 21H91L90 22V20L89 21H86V19L89 17V16H93V15H91V14H96V11L94 12V10L92 9H90L89 8V10L87 9V13L86 12H84L87 16H88V13L90 14L88 17L85 15V14H83V12H82V10H81V16H84L85 15V17H86V19H85V17H81L80 15H78ZM101 13H104L103 11L101 12ZM30 14H31V12H30ZM56 14V13H55ZM64 14H66V13H64ZM70 14V13H69ZM106 14V13H105ZM218 14V13H217ZM217 14H215V15H217ZM236 14V15H235ZM250 14V15H249ZM2 15V14H1ZM53 15V14H52ZM71 15H74V14H71ZM71 15H69L70 17H74V16H76V15H74V16H71ZM127 15H129V16H127ZM170 15H175L174 17H170ZM32 16V15H31ZM66 16V15H65ZM67 17V18H70V17ZM76 16V17H77ZM99 16V15H98ZM101 16H103V15H101ZM219 16V15H218ZM224 16H229V18L228 17H225L226 18V20H225V18H224ZM251 16V17H250ZM33 17V16H32ZM36 17V16H35ZM94 17H96V16H94ZM94 17H92V18H94ZM231 17V18H230ZM250 17V18H249ZM24 18V17H23ZM37 18H38V15H37ZM80 18H82V19H80ZM91 17H89V19H90ZM98 18V17H97ZM40 19V18H39ZM61 19H62V21H61ZM60 19V23H63V20H66V19H63V18H61ZM218 19V18H217ZM234 19H236L237 20V22L236 21H233ZM13 20H14V18H13ZM24 20V19H23ZM74 20V19H73ZM80 20H81V22H80ZM85 20V21H84ZM88 20V19H87ZM98 20V19H97ZM219 20V19H218ZM19 21V20H18ZM68 22H69V20H67ZM67 21H65V22H67ZM71 21H72V19H71ZM99 21V20H98ZM233 21V22H232ZM24 23L23 24H21L22 26H20V28H19V30L17 29L18 27H15L16 28V30H18V33H17V35L16 34H14L15 36H13V41H11L12 42V44L14 45H12V44H9V45H11V47L13 46L14 47V49H17V51L19 50V52L20 51H22V52H20V56H19V58L22 56V54L21 53H25V52H27V55L28 56H26L25 55V59H24V57L22 58V60L21 59H19V60H21V61H25L26 60V58L27 59H34L35 60V58H37V56L39 55V54H42V53H44L43 51H42V53H41V50H42V48L41 49H39V47H42L41 45H38V44H36L37 46H34L33 44H35L36 43V40L37 39H39V35L40 34H42L43 35V31L44 30H46L47 29V27L49 26L48 24V26L46 27V28H44L43 26H45L44 24H41V22L43 23V21H40V25H38V24H29V22L28 21H23ZM28 22V23H27ZM45 22V21H44ZM87 22H90L91 24H90V27L88 26L89 24L87 23ZM120 22H122V21H120ZM17 23V22H16ZM26 23H27V25H26ZM70 23V22H69ZM72 23V22H71ZM73 23H77V22H73ZM72 23V24H73ZM86 23V24H85ZM93 23H94V25H93ZM217 23H218V21H217ZM231 23H232V25H231ZM13 24V23H12ZM63 24H65V23H63ZM63 24H62V26H63ZM79 24L77 23V27L79 28ZM204 24H206L205 23V19H204ZM219 24H222V23H219ZM218 24V25H219ZM17 25V24H16ZM19 25V24H18ZM29 25V26H28ZM41 25H43V26H41ZM65 25H67V23L65 24ZM91 25L92 26H94V27H92L91 28ZM97 25H98V23H97ZM121 25V24H120ZM130 25V26H129ZM138 25V26H139ZM142 25H140V26H142ZM69 26V25H68ZM71 26V25H70ZM207 27V30L205 31L204 30V28L205 27ZM235 26V25H234ZM237 26H235V27H233V28H236ZM65 29H61V30H59L58 29V32L60 31V36H57V37H60L61 39H64V38H68V36H67V34H68V31L70 32V29L67 27V26H63ZM66 27H67V29H66ZM76 27V26H75ZM74 27V28H75ZM97 27V28H96ZM52 28V27H51ZM58 28V27H57ZM78 28H77V30H78ZM81 28V27H80ZM86 28V29H85ZM91 28V32L89 31V29ZM94 28H96V30L94 29ZM10 29V28H9ZM92 29H94V30H92ZM53 30H54V28H53ZM56 30V29H55ZM99 30V29H98ZM101 30H103V29H101ZM137 30H138V28H137V26H136V28L134 29V31H136L135 33H138L137 32ZM139 30H140V28H139ZM218 29H216L215 31H217ZM234 30V29H233ZM5 31V30H4ZM11 31H12V29H11ZM47 32H48V30H46ZM73 31V30H72ZM79 31H80V29H79ZM93 31H94V33H93ZM239 31V30H238ZM16 32V31H15ZM47 32H45L44 31V35L46 36V33ZM75 32H76V30H75ZM86 33V34H88L86 37H88V36H91L90 37V41H91V44H90V46H88V44H89V42H88V40H87V38L85 37V35L83 36V42L86 40V43H88V44H86L85 42H84V44H82V45H80V43L78 42V40H77V42L79 43V46H78V43L76 42V44H74L73 42H71V41H69L68 42V39H65L64 41H66V43H67V45H66V43L65 44H63V40H62V42H61V39L59 40V38L57 39L58 40V42H60V44L62 43V45H65L66 47L68 46L70 49H73V47H75L74 45H76V46H78L79 48H81L82 49V51L84 52V49L85 50H89V52H87V51H85L86 52V54L87 53H89V56H91V60L89 59L90 57H87L88 58V60H90V61H92V58L93 59H98L99 61H103V62H105V61H108V60H110V58H109V56L111 55L110 54V51H109V53H107V51L106 50H104V46H105V42H106V37L105 36H103V37H96V36H92V35H89V33ZM98 32H100V30L98 31ZM214 32V31H213ZM228 32V31H227ZM233 32V31H232ZM248 34H247V33ZM251 32V33H250ZM7 33H9V32H7ZM56 33H57V30H56ZM83 33V32H82ZM142 33V34H141ZM51 34V33H50ZM69 34H71V32L69 33ZM79 34V33H78ZM99 34V33H98ZM224 34H225V32H224ZM249 34H251L250 36H249ZM255 34V35H254ZM9 35H11V33L9 34ZM80 35V34H79ZM79 35H78V37H79ZM83 35V34H82ZM81 35V36H82ZM233 35V34H232ZM258 36V37H260L261 39V44H255L254 42H253V44H251V45H243L244 43H242V46L240 45L241 44V42L244 40L245 41V38L246 39H248V40H250V38H252V37H254V36ZM7 36V35H6ZM45 36H43V37H45ZM80 36V39H82V37ZM207 36V37H208ZM220 36V35H219ZM4 37V36H3ZM8 37V36H7ZM10 37V36H9ZM43 37H42V39H43ZM52 37V36H51ZM56 37V36H55ZM54 37V38H55ZM143 37V38H144ZM206 37V38H207ZM227 37H229V38H227ZM231 37V38H230ZM250 37V38H249ZM41 38V37H40ZM47 38L49 39V37H47L46 36V41H47ZM53 38V39H54ZM89 38V37H88ZM141 38V37H140ZM145 38V39H146ZM224 38V37H223ZM233 38H235V39H233ZM112 39H115V38H112ZM223 40V42H221L222 40ZM226 39H228V40H226ZM233 40L234 42L232 43V41H230V40ZM253 39V38H252ZM8 40V39H7ZM7 40L5 41V39H4V41L7 43ZM40 40V39H39ZM45 40L43 39V41H44V44H45ZM206 40V41H205ZM226 40V41H225ZM9 41V42H10ZM51 41V40H50ZM114 41V40H113ZM243 41V42H244ZM10 42V43H11ZM73 43V47H71V45H69V43ZM115 42V41H114ZM130 42V41H129ZM23 43H25V45L26 46H30L31 44L34 46H31V47H25L24 46V44L22 45ZM38 43H40V42H38ZM46 43H48V47H50L51 45H49V42H46ZM57 43V42H56ZM70 43V44H71ZM116 43V42H115ZM229 43V44H228ZM231 43V44H230ZM4 44V43H3ZM19 44H21L22 45V47H20L21 45H19ZM209 44H208V46H209ZM228 46H227V45ZM4 45H6V44H4ZM16 45H18L17 47H16ZM56 44H54V46H55ZM85 45V47L87 46V48H83L82 46H84ZM225 45V46H224ZM39 46V47H38ZM46 46V45H45ZM57 46V45H56ZM58 46H59V44H58ZM91 46L93 47V48H91ZM229 46H232L231 48L229 47ZM8 48L10 47V46H7ZM10 47V48H11ZM38 47V48H37ZM48 47H46V48H48ZM91 49H90V48ZM223 47H222V49H223ZM229 47V48H228ZM26 48H27V50H26ZM46 48H45V50H46ZM51 48V47H50ZM50 48H48V49H50ZM57 48V47H56ZM6 49V48H5ZM64 49V48H63ZM80 49V50H81ZM243 49H245L246 51H243ZM24 50H25V52H24ZM40 50V51H39ZM54 50V49H53ZM249 50V53L247 52ZM5 51V53H6V50H4ZM10 51V50H9ZM16 51V50H15ZM56 51V50H55ZM59 51V50H58ZM57 51V52H58ZM65 51V50H64ZM68 51V56L65 54V56H63V58L66 60V62L64 63V62H62L64 59L62 58V56H60V55H58V56H55L56 58H53V59H55L54 61L56 62V60L59 58V59H63V60H61V62L62 63H64V64H61L58 60V63H60L59 65H57L58 63H54V62H52L51 64H53L54 66L56 65V66H58V67H60V66H65L64 68H66L67 70H68V68H70V66H68V64H66V63H69V65H71V63L72 64H76L77 63V65H78V61L80 60V58H78V55H75V56H77L76 58L75 57H72V58H74V59H69V58H66V56L67 57H70L71 58V56H69V50H67ZM90 51H92V52H90ZM239 51V52H238ZM253 51V50H252ZM56 52V53H57ZM71 52H73V50L71 51ZM203 52V53H204ZM240 52H245L243 55L240 53ZM11 53H13V52H11L10 51V53L9 54H11ZM55 53V54H56ZM59 53V52H58ZM65 53V52H64ZM202 53V54H203ZM6 54H8V52L6 53ZM15 55H16V53H14ZM45 54H47L46 52H45ZM49 54V53H48ZM61 54V53H60ZM71 54H76L75 52L74 53H71ZM84 55L85 57L86 56H88V54L87 55ZM199 54V53H198ZM238 54V55H237ZM17 55H19L18 53H17ZM16 55V56H17ZM54 55V54H53ZM9 56V55H8ZM11 56V55H10ZM42 56V55H41ZM43 56H45V55H43ZM49 56V55H48ZM61 58H60V57ZM204 56V55H203ZM3 57H5V56H3ZM3 57H2V59H3ZM15 57V56H14ZM80 57H83V56H80ZM85 57H83V58H85ZM6 58V57H5ZM10 58V57H9ZM9 58L7 59V60H9ZM18 58V57H17ZM41 58V57H40ZM78 58V59H77ZM208 57H206V59H207ZM24 59V60H23ZM42 59V58H41ZM53 59H51L52 61H53ZM70 61H69V60ZM107 59V60H106ZM210 58H208V60L207 61H212V59L211 60H209ZM1 60V59H0ZM14 60V59H13ZM34 60H32V61H34ZM40 59H38V61H39ZM44 60V63L42 62ZM43 60H41V62L43 63V64H45V65H47L46 63L48 62V60L47 59H43ZM50 60V61H51ZM10 61V60H9ZM9 61H7V63L9 62ZM90 61H88V63L84 60L83 61V59H81V61H79V63H80V65H78L76 68L79 70H76L78 73H79V80H80V84H77L75 81V85H73L74 84V82L73 81H71L72 83H70L75 89H77V90H79L78 89V87L77 86H80L81 87V91H86L85 89H94V88H90V86H87L86 85V83L84 82L83 83V81H85L86 79L87 80H89L90 78H88L89 76V74L87 73V70L89 69V67L87 66V65H89L90 63L92 64V62L94 63L95 61L93 60L92 62H90ZM112 61V60H111ZM111 61H108V65L110 64V66H113V64L111 65ZM240 61V62H239ZM1 62V61H0ZM36 62V61H35ZM71 62V63H70ZM5 63V62H4ZM13 63V62H12ZM16 63V62H15ZM21 63V62H20ZM23 63V62H22ZM21 63V64H22ZM38 63V62H37ZM6 64V63H5ZM50 64V63H49ZM48 64V66L49 67H53L52 65L50 66ZM66 64V65H65ZM106 64V63H105ZM8 65V64H7ZM24 66L26 65V64H23ZM38 65H40V64H38ZM223 65H227V68H231V70H230V72H225V74H224V69H226V66H223ZM44 66V65H43ZM67 66V67H66ZM88 68H87V67ZM96 65L94 64V67H95ZM219 66V67H218ZM9 67V66H8ZM45 67V66H44ZM49 67H47L48 69H46L48 72L44 75V78L43 79H45L46 81L45 82H48L47 81V78L49 79L50 77H53L54 76V78H50L49 80H52V79H54V80H52L51 82H53L54 84L56 83V79L58 80L57 82H58V84L60 85V86H62V89H61V87L58 85L57 86V84H55L56 85V89H57V91L59 92V90L65 95L67 92L66 91H70V93L71 94H67L66 96L68 97L69 95H70V97L69 98H71V97H73V95L74 96H76V94H73V91H75V89H73V87L72 86H70L69 87V84L67 83H65V81H66V79L68 78L67 77V74H68V72H66L67 74H65V73H63L65 70H64V68L63 67H60V68H57L56 70L55 69H53V68H50V70H49ZM93 67V68H94ZM184 67V66H183ZM223 67H225L224 69H222ZM55 68V67H54ZM63 68V69H62ZM76 68H74V69H76ZM97 68H99V67H97ZM264 68V67H263ZM40 69V68H39ZM42 69V68H41ZM44 69V68H43ZM59 69H61V71L59 70ZM92 68H90V72L92 73V72H94L93 70H91ZM170 69H171V71H170ZM170 69H169V72H171L170 73V75H167L166 76V78L165 79H167L166 80V85H164L163 87L166 89V87H168L167 89H171L170 87L172 86V85H174L176 82H178V81H180V80H182V81H184V80H186V74L187 73H189V71L191 72V70H189L188 72H187V70H185V69H187V68H182V66H178V67H170ZM196 69V68H195ZM224 70V71H222V70ZM11 70V69H10ZM57 70L58 71H60V73H62V74H60L59 72L57 73ZM62 70H63V72H62ZM94 70H95V68H94ZM98 70V69H97ZM1 72H2V70H0ZM104 70H102V72H103ZM5 72H7V71H5ZM4 72V73H5ZM71 72V71H70ZM99 72H100V69H99ZM193 72H195L194 70H192V73ZM41 73V72H40ZM8 74V73H7ZM7 74H5V75H7ZM64 74H65V77H66V79H65V77H64ZM88 74V75H87ZM95 74H96V72H95ZM191 74V73H190ZM195 74V73H194ZM194 74H192V76H194ZM9 75V74H8ZM34 75H36L35 74V72H34ZM41 75H42V73H41ZM70 75V74H69ZM205 75V74H204ZM207 75V74H206ZM222 75H225L224 76V78L225 77H227L226 79H227V81L229 80V82H226L225 83V81H226V79H225V81H223V83H220L218 86L216 85V83L217 82H219L221 79H223V77L221 78V76ZM227 75V76H226ZM56 76H60V78H57ZM62 76V77H61ZM94 76V75H93ZM170 76V77H169ZM189 76V75H188ZM42 77H43V75H42ZM95 77H98L97 75H95ZM197 77V76H196ZM200 77L201 76H199V79H200ZM203 77H205V76H203ZM12 78V77H11ZM62 78V79H61ZM81 78H84V79H81ZM92 78V77H91ZM185 78V79H184ZM221 78V79H220ZM264 78V77H263ZM34 78H32V81H35V80H33ZM35 79H36V77H35ZM39 79H40V77H39ZM38 79V76H37V80H39ZM43 79H42V82H44L43 81ZM78 79V78H77ZM206 79V78H205ZM10 79H8V81H9ZM18 80V79H17ZM16 80V81H17ZM102 80V79H101ZM12 80H10V82H11ZM15 81V80H14ZM19 81V80H18ZM17 81V82H18ZM30 81V80H29ZM28 81V82H29ZM59 81H64L63 83H61V82H59ZM81 81H82V83H81ZM187 81V80H186ZM206 81H207V79H206ZM36 82V81H35ZM39 82H40V80H39ZM90 82V81H89ZM97 82V81H96ZM12 83V82H11ZM37 83V82H36ZM41 83V82H40ZM53 83H51V87H50V84H49V82L47 83L48 84V87H50L51 88V91H50V93H51V95L50 94H48L49 92H47V94L48 95H50L49 96V102L51 103L52 101L54 102V103H52V104H54L55 106H58V102L56 101L57 99L59 100V101H61L60 99L62 98V97H64V96H62L61 94H60V96H59V98L56 96L57 94H54V95H52V91L54 90V92H57L56 90H55V88H54V84ZM25 84V83H24ZM35 84V83H34ZM37 84H39V83H37ZM44 84V83H43ZM43 84L41 85V84H39V85H41L42 87H43ZM67 86L68 85V87H66L65 85ZM86 85L87 86V88H86V86L84 87V85ZM170 84V85H169ZM210 84V85H211ZM218 84V83H217ZM253 84V83H252ZM11 85V84H10ZM9 85V86H10ZM82 85H83V87H82ZM89 85V84H88ZM98 85V84H97ZM102 85V84H101ZM124 85H126V84H124ZM155 85V84H154ZM157 85V84H156ZM8 85L6 84V87H7ZM13 86H14V84H13ZM12 86V88H14V87H16V86H14L13 87ZM20 86H22V84L20 85ZM25 86H27V84L25 85ZM35 86V85H34ZM144 86V85H143ZM207 86H209V84L207 85ZM23 87H24V85H23ZM33 86H31V88H32ZM36 87V86H35ZM46 87V86H45ZM122 87H124V86H122ZM144 87H146V85L144 86ZM259 87V86H258ZM264 87V86H263ZM262 87V88H263ZM29 88V87H28ZM30 88V89H31ZM50 88L48 89V91L50 90ZM52 88H54V89H52ZM59 88V89H58ZM209 88V87H208ZM19 89L20 88H18V91H19ZM34 89V88H33ZM38 89V88H37ZM69 89H71V90H69ZM260 89L261 88H258V90L260 91ZM12 90V89H11ZM14 90H15V88H14ZM28 90V89H27ZM35 90H36V88H35ZM42 90H43V88H42ZM73 90V91H72ZM111 90V89H110ZM113 90V89H112ZM264 90V89H263ZM7 91V90H6ZM37 91V90H36ZM81 91H79L80 93H81ZM251 91H255L253 94H251ZM3 92V91H2ZM9 92V91H8ZM17 92V91H16ZM16 92H14L15 93V95H18ZM27 92H29V91H27ZM61 92H59V93H61ZM77 91H75V93H76ZM90 92V91H89ZM113 92V91H112ZM6 93V92H5ZM10 93V92H9ZM11 93H13V91H11ZM39 93V92H38ZM6 94H8V93H6ZM37 94V93H36ZM35 94V95H36ZM40 94V93H39ZM45 94V93H44ZM73 94V95H72ZM84 94H88V93H84ZM109 94H111L110 93V91H109ZM47 95V96H48ZM20 95H18L17 97H19ZM21 96H23V95H21ZM33 96V95H32ZM37 96V95H36ZM44 96V95H43ZM54 96V98L56 99V97H57V99L55 100H52L53 98H50V97H53ZM5 97H6V95H5ZM10 97V96H9ZM13 97V96H12ZM15 97V96H14ZM13 97V99H15ZM16 97V98H17ZM37 97H39V96H37ZM45 97V96H44ZM44 97H41V99H43ZM67 97H65V98H67ZM77 97V96H76ZM4 98V97H3ZM6 98H8V97H6ZM5 98V99H6ZM22 98V97H21ZM21 98H19L20 100H22ZM35 98V97H34ZM85 98H87V97H85ZM91 98V97H90ZM109 98V97H108ZM45 99V98H44ZM52 101H51V100ZM72 99V98H71ZM70 99V100H71ZM78 99H79V97H78ZM88 99V98H87ZM85 99V101H91L90 99ZM4 100V99H3ZM2 100V101H3ZM7 100V99H6ZM70 100L69 99H67V101H65V103L67 102L69 105H70V103H72V102H70ZM76 100V99H75ZM108 100V99H107ZM2 101H1V103H2ZM8 101H11V100H8ZM14 101V100H13ZM45 101V100H44ZM82 101H84V100H80L79 99V102H82ZM120 101V100H119ZM17 102V101H16ZM21 102V101H20ZM70 102V103H69ZM116 102V101H115ZM4 103H6V102H4ZM3 103V104H4ZM37 103V102H36ZM42 103V102H41ZM47 103H48V100H47ZM56 103V104H55ZM117 103V104H116ZM115 104L114 103H112V104H114V105H117V107H118V102H116ZM120 103V102H119ZM15 104V103H14ZM23 104H25V103H23ZM44 104V103H43ZM52 104H48L49 106H46L45 108H47V107H50L51 106V109L49 108V110H51V112H55L54 113V115L53 116H55V114L57 115L58 113H59V111H58V109H54V108H52L54 105H52ZM73 104H76V103H73ZM83 104V103H82ZM84 104L86 105V102H84ZM9 105V104H8ZM19 105V104H18ZM21 105H22V103H21ZM39 105V104H38ZM66 105V104H65ZM79 105V104H78ZM123 105H124V103H123ZM2 106V105H1ZM0 106V107H1ZM6 106V105H5ZM10 106H12V105H10ZM44 106V105H43ZM54 106V107H55ZM20 107V106H19ZM26 107V106H25ZM37 107V106H36ZM70 107H72V105H70ZM75 107V106H74ZM80 107V106H79ZM8 108V107H7ZM15 108H18V107H15ZM24 108V107H23ZM22 108V109H23ZM78 108V107H77ZM77 108H76V110H77ZM13 109V108H12ZM37 109V108H36ZM53 109L55 110V111H53ZM72 109V108H71ZM84 109V108H83ZM87 109V108H86ZM86 109L84 110V111H86ZM90 109V108H89ZM108 109V108H107ZM19 110V109H18ZM21 110V109H20ZM19 110V111H20ZM28 110V109H27ZM42 110V109H41ZM80 110V109H79ZM7 112V111H9V110H4V112ZM16 110H14V112H15ZM25 111V110H24ZM23 111V112H24ZM72 111V110H71ZM75 110H73V113L75 114V112H74ZM18 112V111H17ZM22 112V113H23ZM37 112V111H36ZM41 112V111H40ZM251 113H250V116H249V112L246 114L247 116H246V118L249 116L250 118H251V115H253V113H252V111H250ZM19 113V112H18ZM21 113V114H22ZM32 113V112H31ZM69 113H71V112H69ZM90 113H91V111H90ZM256 113V112H255ZM1 114V113H0ZM15 115L17 114V113H14ZM20 114V113H19ZM18 114V115H19ZM77 115H79L78 114V112L76 113ZM88 114V113H87ZM92 114V113H91ZM59 115V114H58ZM69 115V114H68ZM76 115V117L77 118H79V117H81V116H77ZM86 115V113L84 112V116H83V118H84V121H86V119L88 118L87 116H85ZM107 115H109V114H107ZM25 116V115H24ZM23 116V117H24ZM29 116V115H28ZM73 116V115H72ZM71 116V117H72ZM256 116V115H255ZM2 117V116H1ZM18 117V116H17ZM20 117V116H19ZM35 117H38V115L36 116L35 115ZM35 117H33V118H35ZM46 117V116H45ZM48 117H49V115H48ZM58 117V116H57ZM86 117V118H85ZM107 117H109V116H107ZM40 118V117H39ZM73 118H74V116H73ZM82 118V117H81ZM82 118V119H83ZM43 119V118H42ZM45 119V118H44ZM48 119H50V118H48ZM54 119H56V118H54ZM76 119V118H75ZM31 120V119H30ZM37 120H38V118H37ZM52 120V122H54V120L53 119H51ZM78 120V119H77ZM90 120V119H89ZM91 120H94L93 118L91 119ZM236 120V119H235ZM245 120V121H244ZM40 121V120H39ZM76 121V120H75ZM3 122V121H2ZM2 122H0V123H2ZM25 122H27V121H25ZM25 122H24V124H25ZM49 122H51L50 120H49ZM51 122V123H52ZM56 122H57V120H56ZM60 123H58V126L61 124V121H59ZM62 122H64V121H62ZM78 122H80V121H78ZM87 122V121H86ZM85 122V123H86ZM22 123V122H21ZM38 123H40V122H38ZM85 123H84V126H85V128L87 129V127H86V125H85ZM89 123H91V122H89ZM231 123V122H230ZM30 124V123H29ZM28 124V125H29ZM49 124V123H48ZM67 124H69L70 126L72 125V124H70V123H66V122H64V123H62L61 125H63V126H65V125ZM3 125H5L4 123H3ZM2 125V126H3ZM45 125V124H44ZM79 125V124H78ZM80 125L82 126V127H84L83 125H82V123H80ZM87 125H90V124H87ZM93 125L94 124H92V128L94 129V130H97V129H95L94 127H93ZM21 126V125H20ZM23 126V125H22ZM33 125H31V127H32ZM35 127L36 126H38V125H34ZM42 125H40L39 126V128L41 127ZM53 126H55V124L53 125ZM73 126V125H72ZM76 126V125H75ZM229 126V127H230ZM253 126H255L254 124H253ZM60 127V126H59ZM17 128V127H16ZM27 128V127H26ZM34 128V127H33ZM61 128V127H60ZM67 128V127H66ZM65 127L63 128V129H60L61 131H60V134H61V132H62V134H63V132H66V129ZM72 127H70V129H71ZM75 128V127H74ZM91 127H89V129H90ZM231 128V129H232ZM8 129V128H7ZM28 129V128H27ZM30 129V128H29ZM52 129H54V127L53 128H51V130ZM56 129V128H55ZM57 129H58V127H57ZM68 129V128H67ZM92 129V130H93ZM2 130H5V128L4 129H2ZM9 130V129H8ZM8 130H6V131H8ZM12 130V129H11ZM25 130V129H24ZM32 130V129H31ZM31 130H29V131H31ZM37 130H38V127H37V129L36 130H34V131H36L37 132ZM40 130H44V127H43V129L41 128V129H39V131L37 132V133H39L40 132ZM65 130V131H64ZM76 132H75V131ZM93 130V131H94ZM135 129H133V131H134ZM137 130V129H136ZM169 130H171L172 131V133H174V134H172ZM227 130V129H226ZM10 131V130H9ZM9 131H8V133H9ZM13 131V130H12ZM11 131V132H12ZM71 131H72V129H71ZM71 131L69 130V132H70V134H72L71 133ZM78 130H76V129H73V132L76 134L77 133V135H78V137H79V135H80V137H82L81 135L82 134H80L79 133V131L77 132ZM128 131V130H127ZM127 131H126V133H127ZM224 131H225V129H224ZM2 132V131H1ZM14 132H16V130L14 129ZM53 132V131H52ZM87 132H92L91 130H89V131H87ZM98 132V131H97ZM129 132V131H128ZM169 132V134L171 135H168L167 133ZM191 132H192V134H191ZM226 132V131H225ZM3 134H4V132H2ZM7 133V134H8ZM29 133V132H28ZM37 133H36V136H38L37 135ZM55 133V132H54ZM73 133V138L71 137H69L71 140H73L74 138H75V134ZM132 133V132H131ZM177 133H179V134H182V138H181V135H180V138H178L179 136H177V135H179V134H177ZM186 133H188V135H189V139L191 138L192 139V137L191 136H193V137H195V139L194 140H191V141H189V140H187L188 138V135L186 134ZM219 133V132H218ZM224 133V132H223ZM255 133L257 134V135H255ZM6 134V135H7ZM10 134V133H9ZM24 134V133H23ZM27 134V133H26ZM33 134H35V132L33 133ZM33 134H31V135H33ZM40 134V133H39ZM88 134V133H87ZM92 134L94 135V137H95V139H96V137L97 138H99V134H100V131L98 132V133H93L92 132ZM96 134H98L97 136H95ZM129 134V133H128ZM127 134V135H128ZM2 135V134H1ZM0 135V136H1ZM54 135V137L56 138V136H55V134H51V136H53ZM90 135H91V133H90ZM92 135V136H93ZM126 135V134H125ZM130 135V134H129ZM185 135V137L183 138V136ZM187 135V136H186ZM10 136H13V135H10ZM16 136V135H15ZM14 136V137H15ZM21 136V135H20ZM29 136H30V134H29ZM58 137H61V136H59V135H57ZM84 136H86V133L84 134ZM2 137H4L3 135H2ZM6 137V136H5ZM23 138H24V136H22ZM28 136H26V138H27ZM53 137V140L55 139ZM57 137V138H58ZM65 137H67V136H65ZM79 137V138H80ZM209 138V139H207V138ZM12 138V137H11ZM11 138L9 139V140H11ZM78 138V139H79ZM83 138V137H82ZM81 138V139H82ZM178 138V139H177ZM204 138V139H203ZM205 138H206V140H205ZM0 139H2V138H0ZM14 139H16V138H14ZM14 139H12L11 141L12 142H14ZM31 139V137L29 138V141H31L30 140ZM60 139V138H59ZM61 139H64V140H66L65 138H64V136L63 137H61ZM60 139V140H61ZM80 139V140H81ZM92 139H94L93 137H92ZM181 139H183V140H181ZM221 139H225L228 143H230V145H228L227 147H222V141H220ZM3 140V139H2ZM5 140V139H4ZM8 140V141H9ZM17 140H18V138H17ZM26 140H28V139H26ZM60 140H59V142H60ZM77 139H75L74 141L75 142H79V140L78 141H76ZM100 139H98V141H99ZM182 142H181V141ZM16 141V140H15ZM19 141V140H18ZM33 142H34V140H32ZM35 141H38V143L39 142H41L40 140H39V137H37V140L35 139ZM68 142L70 141V140H67ZM84 141V142H83ZM97 141V140H96ZM103 141V139L101 140V142ZM178 141H180L181 143H179ZM184 141V142H183ZM187 141V142H186ZM190 143H189V142ZM6 142V141H5ZM11 142V143H12ZM63 142V141H62ZM66 142V141H65ZM71 142V141H70ZM81 142V141H80ZM1 143V142H0ZM10 143V144H11ZM18 143V142H17ZM21 143H23V142H21ZM34 143H36V145H38L39 146V144L37 143V142H34ZM74 143V142H73ZM73 143H72V145H73ZM156 143V142H155ZM189 143V144H188ZM2 144V143H1ZM4 144V143H3ZM7 144V143H6ZM10 144H8V145H10ZM58 144V143H57ZM57 144H55V145H57ZM61 144V143H60ZM70 144V143H69ZM77 143H75V146H77L78 145V148L79 147H81V146H79L80 144H84L83 146H84V148H85V150L87 149L86 147H87V144H88V142L86 143L85 142V140H82V142L80 143V144H77ZM17 145V144H16ZM22 145V144H21ZM35 145V144H34ZM33 145V147H35ZM41 145H42V143H41ZM67 145V144H66ZM24 146H26V145H24ZM24 146H22V148L24 147ZM30 146V145H29ZM44 146V145H43ZM67 146H70V145H67ZM67 146H63V147H65V148H67ZM108 146H107V148H108ZM234 146H237L239 149L241 148V151L240 152H242V155L238 158H231L230 159V154H228L229 152H231V149H232V147H234ZM241 146V147H240ZM1 147H3L2 145H1ZM7 147V146H6ZM16 147V146H15ZM14 147V148H15ZM27 147V146H26ZM53 147V146H52ZM57 146H55V148H56ZM72 147V146H71ZM116 147V148H115ZM158 148H157V150L158 151H160V152H163V150H164V146L163 145H161V144H158V146H157ZM5 148V147H4ZM40 148V147H39ZM50 148V147H49ZM55 148L53 149V150H55ZM58 148H59V146H58ZM65 148H63L64 150H66ZM77 148V147H76ZM83 148V149H84ZM89 148H92V147H89V145H88V151L90 150ZM7 149H9V148H7ZM28 149V148H27ZM37 149V148H36ZM43 149V148H42ZM41 149V150H42ZM68 149V148H67ZM82 149V147L81 148H79V150H83ZM2 150H3V148H2ZM24 150V149H23ZM52 150V151H53ZM57 150V149H56ZM75 150V149H74ZM82 151V155H83V153L85 154L84 155V157H86L88 154L86 153V152H88L87 150L86 151ZM235 150V149H234ZM19 151H21V150H19ZM25 151H27V150H25ZM30 151V150H29ZM29 151H27V152H29ZM49 151H50V149H49ZM71 151V150H70ZM76 151H77V149H76ZM9 152V151H8ZM8 152H6V153H8ZM32 152H33V150H32ZM44 152V151H43ZM48 152V151H47ZM54 152V151H53ZM227 154H226V153ZM5 153V154H6ZM26 153V152H25ZM34 153V152H33ZM67 153V151L65 152V154ZM76 153V152H75ZM78 153V152H77ZM90 153V152H89ZM72 154V153H71ZM80 154H81V152H80ZM23 155V154H22ZM64 155V154H63ZM74 155V154H73ZM89 155H91V154H89ZM103 155V154H102ZM2 156V155H1ZM67 156H68V154H67ZM31 157V156H30ZM34 157V156H33ZM40 157V156H39ZM64 157V156H63ZM76 157V156H75ZM83 159H84V157L83 156H81ZM5 158V157H4ZM27 158V157H26ZM29 158V157H28ZM67 158V157H66ZM69 158V157H68ZM105 158V157H104ZM46 158H45V156H44V160H45ZM48 159V158H47ZM73 159V158H72ZM76 159V161H80V160H77V158H75ZM227 159H230L229 160V162H227V163H222L223 161H226ZM24 160H25V158H24ZM86 160L88 161V158L86 157L85 158V162H86ZM106 160V159H105ZM49 161V160H48ZM138 161V162H137ZM26 162V161H25ZM51 162V161H50ZM50 162H48V163H50ZM66 162V161H65ZM107 162V163H108ZM136 162V163H135ZM15 163V162H14ZM72 163V162H71ZM84 163V162H83ZM89 163V162H88ZM134 163V164H133ZM0 164H1V162H0ZM41 164V163H40ZM40 164L38 165L39 167H40ZM45 164V163H44ZM47 164V163H46ZM73 164V163H72ZM77 163H75L74 162V164L73 165H76ZM80 164H82V163H80ZM86 164V163H85ZM37 165V164H36ZM48 165V164H47ZM63 165V167H64V163L62 164ZM73 165L72 166H70V167H73ZM87 165V164H86ZM7 166V165H6ZM9 166V165H8ZM44 166V165H43ZM55 166V165H54ZM53 167V166H52ZM62 167V168H63ZM65 167H67V166H65ZM76 167V166H75ZM86 167V166H85ZM85 167H84V169L82 170V172L83 173H80V175H82V176H80V177H82L81 178V180H82V182L80 183V178H78L79 179V181H78V179H77V175H78V173H77V175L76 176H74L73 174H72V172H71V174L73 175L72 177H71V179H70V177H68L70 180H68V179H66L67 177H65L64 179L65 180H67V181H69V183H70V181H74L73 179L74 178H76V180H77V186H78V188H79V190L80 189H82V190H80V191H83L84 190V188H81V187H85L84 186V184L86 185V187L88 186V185H90V186H92V185H94V183L95 182H97L98 183V179L97 180H95L96 178H94L93 179V177L91 176V170L89 169V164H88V169H86L85 170ZM86 167V168H87ZM104 167V166H103ZM74 168V167H73ZM78 168V167H77ZM39 169H41V168H39ZM47 169V168H46ZM49 169V168H48ZM66 169H68V167L66 168ZM66 169H63L62 171H65ZM69 169H71V168H69ZM104 169V168H103ZM116 170L117 171V169H119L117 172H114V170ZM135 169V173H133V170ZM1 170V169H0ZM12 170V169H11ZM51 170H52V168H51ZM142 170V171H141ZM2 171V170H1ZM10 171V170H9ZM8 171V172H9ZM40 171V170H39ZM44 171H45V169H44ZM60 172V171H55L54 173H58V172H60V173H63V172ZM72 171V170H71ZM141 171V172H140ZM40 172H42V171H40ZM53 172V170L51 171V173ZM81 172V171H80ZM124 172V173H123ZM16 173V172H15ZM48 173H50V172H48ZM54 173H52L53 174V178H54ZM57 173L55 174V177L57 176ZM107 173H106V175H107ZM225 173L227 174V176L225 175ZM17 174H19V173H17ZM76 174V173H75ZM12 175V174H11ZM15 175V174H14ZM223 175H224V177L226 178V181H225V178L223 177ZM229 175V176H228ZM43 176V175H42ZM52 176V175H51ZM67 176H70V174L68 175L67 174ZM232 176V177H231ZM18 177H20V175H18ZM18 177H14V178H18ZM23 177H24V173H23ZM27 177V176H26ZM33 177V176H32ZM49 177H50V175H49ZM117 177V178H116ZM151 177H152V179H151ZM161 177V178H160ZM13 178V179H14ZM22 178V177H21ZM30 178V177H29ZM52 178V177H51ZM224 180L223 182H222V179ZM229 178V179H228ZM231 178V179H230ZM235 178V177H234ZM12 179V178H11ZM28 179V178H27ZM59 179V178H58ZM58 179H56L57 181H55V182H58ZM60 179H62V182L60 183V181H59V183L58 184H62L63 183V178H60ZM129 179V180H128ZM137 179V180H136ZM2 180V179H1ZM17 180V179H16ZM25 180V179H24ZM24 180H23V182H24ZM36 180H38L37 178L36 179H34L33 181H36ZM54 180H55V178H54ZM54 180H52L53 182H54ZM95 180V181H94ZM103 180V179H102ZM120 180H123L122 178H120L119 179V181ZM162 180H163V178H162ZM161 180V181H162ZM221 180V181H220ZM235 180V179H234ZM2 181H4V180H2ZM27 181V180H26ZM26 181H25V183H26ZM32 181V180H31ZM33 181H32V184H33ZM39 181V180H38ZM45 181V180H44ZM47 181V180H46ZM66 181V182H67ZM104 181H105V179H104ZM160 181V182H161ZM17 182V181H16ZM20 182L22 183V184H24L23 182H22V180H20ZM49 182H51V180L49 181ZM102 182V181H101ZM211 183V181H208V183ZM219 182H220V184H221V186H220V184H219ZM222 182V183H221ZM224 182H226L225 184H224ZM234 181H231L230 182V184L231 183H233ZM238 182V181H237ZM241 182V181H240ZM14 183H15V181H14ZM19 183V182H18ZM20 183V184H21ZM31 184V182L30 181H28V184ZM35 183V182H34ZM68 183V184H69ZM78 183H80V184H78ZM129 183V182H128ZM203 183V184H202ZM209 183V184H210ZM216 183V184H215ZM243 184L242 185H245L242 189H243V191H244V193H245V196L247 197V198H249L251 195V197H250V199L251 200H253V202L254 203H260V205H261V208H260V206L259 207H257V208H259V209H261V211H260V213H262L261 214V217H263L264 216V201H263V203L261 204V202H262V200H264V187H262L263 188V190H260V189H262L261 188V185H259V184H256L255 185V187L258 189V187L260 188V189H258L259 191H262V192H257L256 190V193H255V195H254V193H247V192H252V190L251 189H249V190H251V191H249L248 189H246V188H248L249 186L246 184V182H242ZM245 183V184H244ZM11 184H13V183H11ZM29 184V185H30ZM36 184V183H35ZM38 184H40V183H38ZM52 184V183H51ZM57 184V183H56ZM65 184V186H68L66 183H64ZM64 184H62V186L61 187H65L64 186ZM83 186H82V185ZM100 184V183H99ZM102 185H103V183H101ZM106 184V183H105ZM202 184V185H201ZM212 184H210V185H212ZM219 184V185H218ZM224 184V185H223ZM17 185V184H16ZM54 185H55V183H54ZM81 185V186H80ZM106 185V187L104 188L105 190L104 191H108V189H107V186ZM114 185V184H113ZM112 185V186H113ZM240 185H241V183H240ZM247 185V186H246ZM259 185V186H258ZM2 186H3V184H2ZM6 186V188H7V185H5ZM23 185H21V187H22ZM33 186H35V185H33ZM32 186V187H33ZM52 186H53V184H52ZM55 186H57V185H55ZM89 186V187H90ZM115 186V185H114ZM114 186H113V188H114ZM199 186V187H198ZM232 186H234V185H232ZM14 187V186H13ZM19 187V186H18ZM20 187V188H21ZM24 187H25V185H24ZM23 187V188H24ZM29 187V186H28ZM31 187V186H30ZM89 187H87V188H89ZM123 187V186H122ZM126 187V186H125ZM223 187H225V188H223ZM4 188V187H3ZM53 188V187H52ZM54 188H56V187H54ZM58 188V187H57ZM56 188V189H57ZM92 188V187H91ZM90 188V189H91ZM109 188V187H108ZM220 188H221V191H219L220 190ZM223 188V189H222ZM19 189V188H18ZM18 189H16V192L18 191ZM36 189V188H35ZM89 189V190H90ZM141 189V188H140ZM231 189V188H230ZM247 190V192H246V190ZM5 190H7V189H5ZM41 190V189H40ZM88 190V191H89ZM103 190V189H102ZM113 190H115V189H113ZM135 190V189H134ZM138 190V189H137ZM4 191V190H3ZM11 191V190H10ZM14 191V190H13ZM13 191H12V193H13ZM61 191V190H60ZM59 191V192H60ZM65 191V190H64ZM66 191H67V187H66ZM65 191V192H66ZM87 191V190H86ZM91 191V190H90ZM92 191H93V189H92ZM92 191H91V193H92ZM116 191V190H115ZM130 191V190H129ZM16 192H14V193H16ZM84 192V191H83ZM135 192V191H134ZM218 192V193H217ZM224 192H226V189L224 190ZM18 193V192H17ZM22 193V192H21ZM80 193H82V192H80ZM131 193V192H130ZM234 193V190H233V187H232V194ZM247 193V194H246ZM7 194V193H6ZM5 194V195H6ZM19 194V193H18ZM62 194V193H61ZM95 194V193H94ZM104 194V193H103ZM102 194V195H103ZM139 194V193H138ZM257 194V195H256ZM12 195V194H11ZM14 195H17V194H14ZM23 195V194H22ZM87 195H89V194H87L86 193V196ZM96 195V194H95ZM236 194H233V196L235 197V199H236V196H235ZM4 196V195H3ZM13 196V195H12ZM20 196V195H19ZM81 196V195H80ZM91 196H92V194H91ZM7 197V196H6ZM23 197H24V195H23ZM85 197V195H83L82 196V198H84ZM93 197V196H92ZM94 197H96V196H94ZM7 198H9V197H7ZM12 198V197H11ZM27 198V197H26ZM97 198V197H96ZM96 198H94L95 200H97ZM3 199V198H2ZM13 199V198H12ZM21 199V198H20ZM32 199V198H31ZM249 199V200H250ZM17 199L15 198V201H16ZM27 200V199H26ZM84 200H86V202L88 201V200H91V199H84ZM80 201V200H74L73 202V205H72V208H70V209H73L74 210V212L72 213L74 216V219H75V217H77L76 215H78V213H80L79 214V219H82V218H86L87 217V215H88V212H86L85 210H83L84 209V207H83V204L84 203H86L85 201ZM249 200H246V201H249ZM18 201V200H17ZM36 201V200H35ZM93 201V200H92ZM261 201V202H260ZM89 202V201H88ZM91 202V201H90ZM95 202V201H94ZM250 202V201H249ZM253 202H250L251 204L253 203ZM16 203V202H15ZM69 203H71V202H68L66 205H64V206H68L69 205ZM27 204V203H26ZM37 204V203H36ZM88 204V203H87ZM95 204V203H94ZM248 204V203H247ZM258 204H257V206H258ZM19 205V204H18ZM97 205H98V203H97ZM96 204L94 205V206H97ZM249 205V204H248ZM86 206V205H85ZM99 206V205H98ZM97 206V207H98ZM255 206V205H254ZM82 207H83V209H82ZM88 207H89V205H88ZM199 207L200 206H194L193 208H191L190 209V211L186 214V211L184 212V215H183V218H187L188 219V221L191 223V224H194L195 225V223H196V221L198 220V217H200V219H203L204 220V223H200V222H198L197 223V225H199L200 226V228H201V231L202 232H212V231H217V234L218 235H223V237L224 236H230V237H237V236H240V234H242V233H244L243 231L244 230H242V231H239L238 229H235V228H233L232 227V224L230 223V222H228L227 220H226V218L225 219H223V221H220V222H218L217 220H218V217H208V215L210 216V214H212L210 211H207V210H205V211H200V209H199ZM253 207V206H252ZM93 205H91L90 206V210H93ZM96 208V207H95ZM246 208V207H245ZM254 208H256V206L254 207ZM66 209V208H65ZM65 209H63L64 210V212L66 211ZM83 211H82V210ZM182 208H179V210H178V212L180 213V211H182L181 210ZM249 209H250V212H251V210L253 209V208H250L249 207ZM248 209V210H249ZM68 210V209H67ZM88 210V209H87ZM254 210H256V209H254ZM57 212H59V211H56L55 213H57ZM61 212V211H60ZM63 212V211H62ZM63 212V213H64ZM202 212V213H201ZM228 212H230V211H228ZM248 212V211H247ZM52 213H54V211L52 212ZM52 213H50V214H52ZM182 213V212H181ZM257 214H259L260 215V213L258 212V210H257V212H256ZM67 214V213H66ZM186 214V215H185ZM243 214H244V212H243ZM246 214V213H245ZM247 214H249V213H247ZM252 214V213H251ZM250 214V215H251ZM53 215V214H52ZM240 215V214H239ZM242 215V214H241ZM92 216V215H91ZM212 216V215H211ZM257 216V215H256ZM77 217V218H78ZM88 217H90V216H88ZM87 217V218H88ZM208 217V218H207ZM230 217H236V216H234V215H230ZM239 217V216H238ZM242 217V216H241ZM248 217V216H247ZM253 217H255V214H254V216ZM87 218H86V220H87ZM181 218H182V215H181ZM181 218H179V216H178V219H181ZM222 218V217H221ZM243 218V217H242ZM256 218V217H255ZM264 218V217H263ZM172 219V218H171ZM175 220L177 219V217L176 218H174ZM186 219V220H187ZM250 219V218H249ZM71 220H72V218H71ZM85 220V221H86ZM88 220H89V218H88ZM206 220V221H205ZM254 221V220H253ZM256 221H257V218H256ZM233 223H237L235 220L234 221H232ZM246 222H249V221H246ZM245 222V223H246ZM86 223L87 222H85V225H86ZM257 223V222H256ZM247 224V223H246ZM85 225H83V226H85ZM260 227V226H259ZM196 228H198V227H196ZM258 230H260V231H258V234H257V236L261 233V232H264V229L262 228V230L261 229H258ZM246 232V231H245ZM245 234V233H244ZM261 235V234H260ZM259 235V236H260ZM242 236H243V234H242ZM242 236H240V237H242ZM264 236V235H263ZM261 237H262V235H261ZM264 238V237H263ZM259 239H262V238H259ZM258 239V237H257V240H259ZM260 241H262V240H259V242ZM258 242V243H259ZM264 242V239H263V241H262V243ZM261 243V242H260ZM259 243V244H260ZM215 246V245H214ZM216 249V248H215Z\"/></svg>",
  "mask_w": 264,
  "mask_h": 264
}]
</instances>
